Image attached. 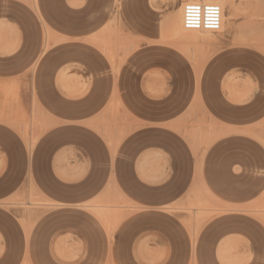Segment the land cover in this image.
<instances>
[{"label": "rangeland", "instance_id": "rangeland-1", "mask_svg": "<svg viewBox=\"0 0 264 264\" xmlns=\"http://www.w3.org/2000/svg\"><path fill=\"white\" fill-rule=\"evenodd\" d=\"M186 1L93 0L92 15L86 18L95 23L94 31L89 39L82 40L94 52L92 62L98 67V76L111 77L114 83L139 80L148 97H162L159 104L145 109L172 119L171 130L185 143L186 158L192 166L185 198L163 209L155 208L156 203L141 208L145 205L130 200L117 185L112 148L107 163H91L73 150L63 152L60 158L55 152L46 173L51 186L43 187L39 179L42 158L48 156L44 151L49 148L46 145L44 150L43 144L53 139L58 122L44 116L39 105L31 107V116H27L24 107L9 104L17 98V88L11 84L9 93L3 94V102L8 104L0 106V183L17 181L18 185L0 195V264H169L183 254L186 264H191L192 232L197 235L198 252L209 223L228 213L254 221L259 242L264 243V0H225L232 1L237 9L232 26L221 32L199 31L193 38L181 37L172 30L170 16H176L180 4ZM84 3L63 0L68 8ZM29 5L43 35L33 63L36 69L47 49L59 41L42 15L40 1L29 0ZM223 11L227 14V6ZM180 14L182 25V10ZM229 80L238 84L242 93H231L225 86ZM86 87L83 80V93ZM112 109L117 112V105ZM112 124L122 126L106 123L107 135H111L108 125ZM223 125L244 130L236 146L242 159H252L249 169L235 164L231 173L241 176L245 187L256 181L260 184L256 193L241 202L219 200L205 184L202 173L208 150L223 139ZM94 131L101 133L96 127ZM75 164L83 168L71 173L69 168ZM140 165L144 172L168 166L161 159H144ZM59 166L63 180L83 186L67 187L66 194L59 195L57 186L52 185L59 177ZM81 194L83 199L77 200ZM150 212L173 217L179 239L188 249L157 246L154 233L128 235L127 223L138 213ZM193 216H197V222ZM129 237L131 242L125 244ZM124 244L127 248H118ZM221 244L227 260L246 264L253 257L254 248L243 235L229 237ZM257 258L264 264L263 253Z\"/></svg>", "mask_w": 264, "mask_h": 264}, {"label": "crops", "instance_id": "crops-1", "mask_svg": "<svg viewBox=\"0 0 264 264\" xmlns=\"http://www.w3.org/2000/svg\"><path fill=\"white\" fill-rule=\"evenodd\" d=\"M39 1L42 15L55 31L53 36L59 43L47 49L41 64L34 69L33 63L41 50L43 35L29 0H0V106L8 104L3 102V94L7 95L9 85L13 84L17 88V98L9 104L24 107L27 116H31V107L39 105L44 116L58 122L53 139L43 144L44 150L46 145L49 148L44 151L48 156L42 158L40 184L51 186L46 173L55 152L60 158L63 152L73 150L77 156L91 163H107L110 161L109 148H112L115 151L117 185L130 200L144 205L156 203L155 208L158 209L183 200L190 184L189 170H192L184 151L185 143L171 130L172 119L162 118L145 109L147 105L159 104L162 97H148L139 80L114 83L111 77L98 76V67L92 62L94 52L82 44V40L89 39L94 31L92 27L95 23L86 18L88 14L92 15L93 0H85L84 5L73 8L66 7L63 0ZM67 2L76 4L77 0ZM166 25L170 29L168 18ZM56 78L58 87L55 86ZM83 80L87 86L84 93L81 91ZM225 86L231 93H242L239 85L231 84L230 80ZM116 105L117 112L111 110ZM218 120L223 122L221 118ZM106 123H120L122 126L108 125L111 135H107ZM95 127L101 133L95 132ZM243 132L242 128L223 125V139L212 144L203 162L205 184L221 201H244L256 193L260 185L256 181L245 184V187L241 176L231 173L235 164L243 169L251 167L249 163L252 159H242V153L236 146ZM2 134L0 126V137ZM144 159L165 160L171 171L166 166L157 172H144L140 165ZM82 168L81 164H75L69 170L76 173ZM261 168H264V161H261ZM138 169L146 180L139 177ZM62 175L63 170L59 166V177L56 183H52L57 186L59 195H65L67 187L83 186L81 182L63 180ZM15 185H18L17 181L0 183V195ZM82 199L83 194L77 200ZM193 201L200 202L198 199ZM141 208L146 209L147 205ZM172 218L162 213H138L133 221L127 223V233L132 237L142 232L154 233L157 246L168 244L169 248L185 251L188 246L179 239L178 223ZM192 218L198 221L197 216ZM256 227L257 224L249 217H241L238 213L217 216L203 233L198 252L197 235L192 232L191 264H245L227 260V253L221 244L223 240L237 235H243L254 248L253 257L246 264H261L256 259L259 253L264 254V243L260 244ZM130 242V237L125 240V244ZM125 244L118 248H127ZM186 257L183 254L169 264H186Z\"/></svg>", "mask_w": 264, "mask_h": 264}, {"label": "built area", "instance_id": "built-area-1", "mask_svg": "<svg viewBox=\"0 0 264 264\" xmlns=\"http://www.w3.org/2000/svg\"><path fill=\"white\" fill-rule=\"evenodd\" d=\"M216 6L220 8V6L216 3H201L194 1L184 2L182 5L183 27L185 29L195 31H218V29H216L215 27H207L214 26L217 23ZM221 15L222 10L220 12V23Z\"/></svg>", "mask_w": 264, "mask_h": 264}, {"label": "bare ground", "instance_id": "bare-ground-1", "mask_svg": "<svg viewBox=\"0 0 264 264\" xmlns=\"http://www.w3.org/2000/svg\"><path fill=\"white\" fill-rule=\"evenodd\" d=\"M188 1L201 2V3L218 2L217 4L220 6V8L222 10V15H221L220 28L216 32H221L226 27H231L232 24L237 19V9H236V6L232 3V1H229L230 3H227L225 0H188ZM225 6H227V8H228L227 14H225L223 11ZM181 10H182V4H180V6L178 8L176 16H173V15L170 16L171 20L173 21V23H172L173 24V27H172L173 32L176 35H179V36L184 37V38L196 37L198 35L199 31L185 29L183 27V25L180 24ZM210 32L211 31H207L206 33H210ZM196 201H197V199H196Z\"/></svg>", "mask_w": 264, "mask_h": 264}, {"label": "clouds", "instance_id": "clouds-1", "mask_svg": "<svg viewBox=\"0 0 264 264\" xmlns=\"http://www.w3.org/2000/svg\"><path fill=\"white\" fill-rule=\"evenodd\" d=\"M216 12H217V23L214 26H207V27H215L216 29H219L220 27V8L218 6H216ZM199 27V26H197Z\"/></svg>", "mask_w": 264, "mask_h": 264}]
</instances>
